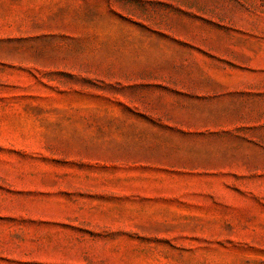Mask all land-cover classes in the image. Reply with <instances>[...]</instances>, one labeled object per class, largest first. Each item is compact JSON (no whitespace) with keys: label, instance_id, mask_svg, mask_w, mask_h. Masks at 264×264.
I'll return each mask as SVG.
<instances>
[{"label":"rangeland","instance_id":"1","mask_svg":"<svg viewBox=\"0 0 264 264\" xmlns=\"http://www.w3.org/2000/svg\"><path fill=\"white\" fill-rule=\"evenodd\" d=\"M0 264H264V0H0Z\"/></svg>","mask_w":264,"mask_h":264}]
</instances>
